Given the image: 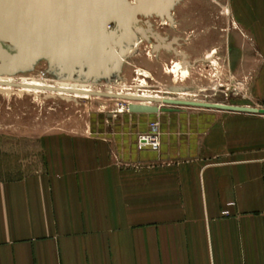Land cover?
I'll return each mask as SVG.
<instances>
[{
  "label": "crops",
  "instance_id": "crops-1",
  "mask_svg": "<svg viewBox=\"0 0 264 264\" xmlns=\"http://www.w3.org/2000/svg\"><path fill=\"white\" fill-rule=\"evenodd\" d=\"M232 6L264 55V0ZM177 110L124 115L165 122L159 152L61 136L0 181V264H264V115Z\"/></svg>",
  "mask_w": 264,
  "mask_h": 264
},
{
  "label": "rangeland",
  "instance_id": "rangeland-1",
  "mask_svg": "<svg viewBox=\"0 0 264 264\" xmlns=\"http://www.w3.org/2000/svg\"><path fill=\"white\" fill-rule=\"evenodd\" d=\"M172 11L173 21L152 17L150 24L168 42L178 40L175 52H183L185 58L164 49L156 51L154 40L139 36L122 72L110 81H67L52 70L47 60L26 72L0 79H30L50 86L70 82L93 87L94 92L243 107L264 103V94L258 92L257 86L264 74L261 41L250 37L236 20L232 0H179ZM183 64L189 68L185 77ZM177 65L182 69L176 74L173 70ZM124 115H132L126 103L107 98L76 99L17 90L0 94V181L45 171L49 164L48 144L61 136L74 142L93 140L133 146L151 120L134 116L130 123ZM158 123L165 125L163 121ZM112 154L118 158L115 151Z\"/></svg>",
  "mask_w": 264,
  "mask_h": 264
},
{
  "label": "water",
  "instance_id": "water-1",
  "mask_svg": "<svg viewBox=\"0 0 264 264\" xmlns=\"http://www.w3.org/2000/svg\"><path fill=\"white\" fill-rule=\"evenodd\" d=\"M178 1L137 0L133 4L130 0H0V77L26 72L39 61L47 60L52 70L67 81H110L122 72L139 36L145 40L153 37L159 46L167 49L172 46L153 33L147 19L154 14L168 15ZM175 54L185 58L184 54ZM12 86L25 88L20 84ZM43 90L73 93L57 88ZM89 96L264 115V109L255 107L146 99L101 92H91ZM129 111L158 114L178 110L133 104Z\"/></svg>",
  "mask_w": 264,
  "mask_h": 264
},
{
  "label": "bare ground",
  "instance_id": "bare-ground-1",
  "mask_svg": "<svg viewBox=\"0 0 264 264\" xmlns=\"http://www.w3.org/2000/svg\"><path fill=\"white\" fill-rule=\"evenodd\" d=\"M133 4H135V2H133ZM151 7H155V6H151ZM158 16H160V15H158ZM134 56H135V54H134ZM183 65L185 66V69H184L182 74H184V77H185L189 73V68H188V65H186V64H183ZM180 69H182L181 66L177 65V67L173 71L177 74L178 70H180ZM144 74H146L149 77L148 73H144ZM14 84H20V85H22L25 88H14L12 86ZM44 88H57V89H60L61 91L62 90H72L73 93H68V92L67 93L66 92H49V91L43 90ZM92 88L89 87V86H84V85L83 86L74 85V84H72L70 82H66V83H64L62 85L59 84L58 86H56V85L55 86H50V85H45L41 81H35V80H30V79L22 80V81H19V82H16L13 79H4V80L0 79V94H3V93L4 94L5 93L9 94L13 90H17L18 92H26V93L53 94V95L57 94V95H60V96H68V97H73V98H76V99H90L92 97L89 96V94L91 92H94ZM110 94H114V93H110ZM115 95H119V96H125L126 95V96H133V97L146 98V99H163V98H159V97H148V96H146L144 94L143 95H139V96L136 95V94H132V93L125 94L124 92L123 93H121V92L115 93ZM112 100H117L119 102L126 103L129 114H133V113H131L129 111V107L128 106H131L133 104H138L140 106H148V105L152 106V107L156 106V108H158L159 110H161L162 108H171L173 110H177L178 108H189V107H167V106L164 107V105H162V104L161 105H159V104L158 105H154V104H149V103H131L129 101L122 100V99H112ZM164 100H171V99H164ZM175 101H179V102H195V101H184V100H175ZM160 113L161 112H159L158 114H160ZM138 115H145V114H138ZM153 152H155V151H153Z\"/></svg>",
  "mask_w": 264,
  "mask_h": 264
},
{
  "label": "built area",
  "instance_id": "built-area-1",
  "mask_svg": "<svg viewBox=\"0 0 264 264\" xmlns=\"http://www.w3.org/2000/svg\"><path fill=\"white\" fill-rule=\"evenodd\" d=\"M137 148L142 151L150 149L159 152L161 148V127L156 121L148 124V129L137 140Z\"/></svg>",
  "mask_w": 264,
  "mask_h": 264
},
{
  "label": "flooded vegetation",
  "instance_id": "flooded-vegetation-1",
  "mask_svg": "<svg viewBox=\"0 0 264 264\" xmlns=\"http://www.w3.org/2000/svg\"><path fill=\"white\" fill-rule=\"evenodd\" d=\"M176 4L177 3H175L174 4V6L172 7V9L170 10V12H169V14L168 15H164L163 17L162 16H158L157 14H154V15H152V17H156V18H164V19H166V20H169V21H173L174 20V16H173V14H172V10L175 8V6H176ZM151 16L147 19V21L149 22V24H150V20L149 19H151L152 18ZM146 20V19H145ZM151 25V24H150ZM151 29H152V31H153V28H152V25H151ZM153 33H155L154 31H153ZM157 34V33H156ZM159 35V34H158ZM160 36V35H159ZM161 37V36H160ZM163 38V37H162ZM154 40V42L156 43V45H155V47H154V50H156V48H158L159 47V50H161V49H164V50H167V51H171V52H173L174 53V50H175V45L178 43V40H173V41H171V42H168L167 40V44L168 43H171L172 44V46L169 48V49H167V48H165V47H163L162 45H160L159 46V43L153 38V37H150L148 40ZM163 39H165V38H163ZM159 50H156V51H159ZM177 52V51H176ZM178 54H183V52H177Z\"/></svg>",
  "mask_w": 264,
  "mask_h": 264
}]
</instances>
